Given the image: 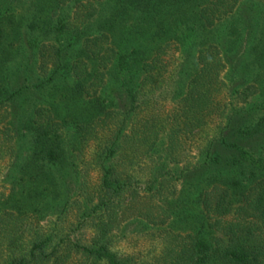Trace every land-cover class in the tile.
<instances>
[{"label":"trees","instance_id":"obj_1","mask_svg":"<svg viewBox=\"0 0 264 264\" xmlns=\"http://www.w3.org/2000/svg\"><path fill=\"white\" fill-rule=\"evenodd\" d=\"M12 1L0 0V46L9 35L4 17ZM69 1L79 3L83 0ZM84 1L87 5L83 6L88 11L93 9L88 15L90 17L97 12L93 8L96 4L94 2L103 0ZM116 1L120 3L113 8L110 19L98 30L104 29L110 40V54H107L110 61L107 74L110 80L107 91L116 85V91L120 90V94L128 99V111L123 115L120 108H116L114 99L107 95V119L118 116L107 156L110 157L113 148L124 139L123 133L128 123L126 115L138 105L144 84L147 81L151 85L155 84L162 73L158 67V56L167 47L160 44L164 41L173 40L181 48L189 44L196 52L194 66L197 70L184 86V92H178L185 110H188V125L191 127L185 124L187 133L195 137L197 133L193 129L203 119L205 124L207 118L211 119L215 115L219 119L212 135L205 137L204 143L197 149L199 152L194 164L176 168L175 174L162 172L165 166L161 165L154 176V184L166 176L181 184L173 201L167 207L162 206L163 214L170 223L161 230L166 242L161 259L156 264H264V92L240 94L231 86L229 90L232 91L227 95L228 102H220V105L216 103L214 95L219 89L217 85H224V82L219 81L217 73L213 74L211 69L212 66L223 67L222 61L226 58L219 55L218 45L213 49L216 35L209 30L216 26L218 20L233 13L241 0H210L205 6H202L203 0ZM260 1L264 3V0ZM130 12L139 14L140 25L136 23L131 31L115 33L114 28L118 25H115L118 23L115 19L121 20ZM7 17L13 18L14 15L12 13ZM21 21L10 26L13 34L11 42L17 43L22 38ZM181 25L185 26L183 30H179ZM235 27L231 29L232 37L226 50L228 54L234 53L237 47L239 36ZM83 32L80 30L74 32V36H67L65 44L56 38V45L42 46L39 51L42 57L50 59L51 70H42L44 77L32 91L24 85L12 87L10 83L4 82L8 81L9 68L1 67L0 63L1 84L4 82L0 86V106L5 105L10 110L16 106L22 109L23 116L25 114L22 117L25 118L23 127L31 133L32 152L21 169L29 175L26 183L30 187L23 197L32 201L31 213L36 217L43 218L48 212H57V219H60L69 206L70 196L65 182L67 152L58 127L66 125L68 119L73 126H78L90 121L103 110L101 104H98L97 112L84 114L81 119V116L66 112L71 106V100L76 97L83 99V83L90 80L88 73L79 78L74 89L70 90L66 86L74 71L68 63L71 46L81 41H90ZM197 33L202 34V37ZM196 39L199 41L196 42ZM262 43L260 41L254 47L255 60L261 67L264 66ZM93 55L98 57L100 50ZM41 67L46 68V64L42 63ZM28 68L26 66L25 73ZM16 69L10 75L15 74L17 78L21 67ZM239 81V84L243 83L242 79ZM244 88L264 90V85L260 87L255 84ZM59 90L70 94L65 98V112L58 104L64 98L60 96L57 99L55 95ZM46 91L49 92L45 95V101H39L42 105L33 103L31 97L27 96L30 94L33 99H38L35 95ZM101 99L105 101V98ZM43 105L47 107L42 108ZM81 128L79 126L78 130ZM168 130L166 147L169 149L174 139L176 141L177 131L173 132L172 128L170 132ZM159 141L151 142L148 152L149 149L155 150ZM122 181V176L114 174L107 167L102 176V184L107 192L94 207L101 209L107 206L108 214L114 200L126 188V183ZM159 183L162 188L163 182ZM20 208H13L18 210L19 216L22 215ZM15 210L0 214V264H147L130 258H119L109 249L108 238L104 240L109 230L103 227L98 230L101 236L86 244L70 239L69 234L55 240V234L51 231L42 232L40 228H30L28 241L20 244L24 231L18 225V218H15ZM107 225H110L108 221Z\"/></svg>","mask_w":264,"mask_h":264},{"label":"rangeland","instance_id":"obj_2","mask_svg":"<svg viewBox=\"0 0 264 264\" xmlns=\"http://www.w3.org/2000/svg\"><path fill=\"white\" fill-rule=\"evenodd\" d=\"M209 1L203 0L202 6L209 4ZM94 3L96 4L93 8L97 12L90 17L88 15L93 9L88 11V8L83 6L87 5L84 0L79 3L69 0H14L10 3L9 12L5 14V29L9 35L4 43L1 42L0 63L2 62L1 67H8L9 72L8 79L6 78L8 81L4 82L10 83L12 87L24 85L32 91L44 77L42 70H51L50 59L42 57L39 51L42 46L56 45V38L65 44L67 36H74V32L84 30L83 33L90 41H81L71 46L68 63L74 71L71 72L66 86L70 90L74 89L84 74L89 73L90 80L83 83V99L76 97L71 100V106L66 112L81 116V119L84 114L97 112L98 104H101L103 110L90 121L78 126H73L68 119L66 125L61 124L58 127L64 150L67 152L66 172L69 177H66L65 182L68 184L70 198L68 208L61 218L57 219V212H48L43 218L31 213L32 201L23 197L30 189L26 183L29 175L21 169L32 152L31 133L23 127L25 118L22 117H25V114L23 116L22 109L16 106L10 110L5 105L0 106V214L14 211L21 206L22 215L19 216L18 210H15V218H18V225L24 231L20 244L28 241L30 228H40L42 232L51 231L55 234V240L69 234L70 239L86 244L101 236L98 230L103 227L109 230L104 240L108 238L109 249L119 258L156 264L161 259L166 242L161 230L170 223L163 214L162 206L167 207L168 203L173 201L175 192L178 193L181 189V184L173 178L168 179V176L154 184V176L159 172L161 165L165 166V169H161L162 172L175 174L176 168L194 164L198 157L197 149L202 146L205 137L212 135L219 119L216 115L210 117L211 119L207 118L206 124L203 119V122L193 129V132L197 133L195 137L187 133L185 124H189L188 110H185L178 92H184V86L197 70L194 66L196 52L189 44L184 45L186 48H181L173 40L164 41L160 44L167 47L158 56V67L162 73L155 84L151 85L148 81L144 84V89L138 97V105L126 115L128 123L123 133L124 139L113 148L111 156H107L118 117L107 119V95L114 99L116 108H120L123 115L128 111V99L120 94V90L116 91V85L107 91V83L110 80L107 74V66L110 64L107 59V54H110V40L107 39L104 29H98L110 19L113 8L120 2L103 0ZM187 8L189 9L188 6ZM12 13L14 17L8 18ZM138 16L136 12H130L121 20L115 19L118 22L115 24H118L114 28L115 33L131 31L136 23L140 25ZM20 20L22 38L17 43L11 42L13 34L10 32V26ZM233 26H236L239 39L236 52L228 54L226 50L232 37ZM179 28L183 30L185 26L181 25ZM209 31L216 35L213 49L218 45L219 55L226 58L222 61L223 67H211L212 73H217V79L224 82V85H217L219 89L214 95L216 103L228 102L227 95L232 91L229 90L231 86L240 94L263 93L264 90L261 89L249 90L244 87L264 85V66L257 64L254 50L258 42L263 41L264 45V3L260 0H241L233 13L218 20L216 26ZM197 35L202 37L200 33ZM94 37H97L96 41ZM197 41L199 40L196 39ZM97 50H100V55L95 58L93 54ZM74 54L76 56L70 57ZM42 63L46 64V68L42 69ZM18 66L21 67V73L16 78L15 74H10L15 72ZM26 66L29 67L27 73ZM241 79L243 83L239 84ZM4 82L1 84L0 79V86ZM58 82L59 80L56 81ZM48 92L35 95L38 99H33L30 94L27 96L31 97L33 103L40 104L39 101H45ZM55 95L57 99L60 96L64 98L58 104L65 112V98L70 94L59 90ZM46 107L43 105L42 108ZM79 126L82 128L78 130ZM171 128L173 132L177 131V136L168 149L167 130L170 132ZM156 140H160L159 145L155 150L149 149L148 152L151 142ZM107 167L112 169L114 174L122 176V182L126 183V188L114 200L108 214L107 206L101 209L94 207L107 192L102 184V176ZM159 182H163L162 188Z\"/></svg>","mask_w":264,"mask_h":264}]
</instances>
